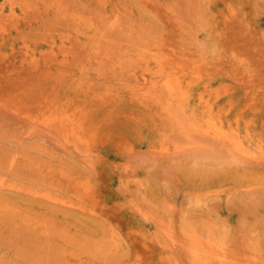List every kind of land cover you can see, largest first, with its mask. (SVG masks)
I'll return each mask as SVG.
<instances>
[{
	"label": "rangeland",
	"instance_id": "374dc122",
	"mask_svg": "<svg viewBox=\"0 0 264 264\" xmlns=\"http://www.w3.org/2000/svg\"><path fill=\"white\" fill-rule=\"evenodd\" d=\"M0 264H264V0H0Z\"/></svg>",
	"mask_w": 264,
	"mask_h": 264
},
{
	"label": "bare ground",
	"instance_id": "6f19581e",
	"mask_svg": "<svg viewBox=\"0 0 264 264\" xmlns=\"http://www.w3.org/2000/svg\"><path fill=\"white\" fill-rule=\"evenodd\" d=\"M61 120H62V118H61ZM68 122V121H67ZM57 124V123H56ZM59 125V124H58ZM63 128V127H62ZM50 131H52V130H50ZM54 132H55V130H53ZM58 131V130H57ZM63 131V130H62ZM201 131V130H200ZM53 132V133H54ZM69 132V131H68ZM56 133V132H55ZM65 133V132H64ZM66 135V134H65ZM173 136V135H172ZM191 136V135H190ZM201 136H202V134H201ZM205 137V136H204ZM65 138H66V136H65ZM222 138V137H221ZM85 146V145H84ZM262 164V163H261ZM256 165V164H255ZM252 166V165H251ZM3 191V190H2ZM3 194V193H2ZM7 194H9V193H7ZM12 195H14V194H12ZM208 245V244H207ZM208 246H210V245H208ZM211 247V246H210ZM193 251H195L196 252V250H193ZM219 251V250H218ZM201 257V256H200ZM199 257V258H200ZM210 257H211V255H210ZM213 257V256H212ZM212 262V261H211Z\"/></svg>",
	"mask_w": 264,
	"mask_h": 264
}]
</instances>
